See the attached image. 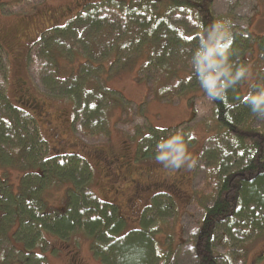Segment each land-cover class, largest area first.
Wrapping results in <instances>:
<instances>
[{"label":"trees","instance_id":"trees-1","mask_svg":"<svg viewBox=\"0 0 264 264\" xmlns=\"http://www.w3.org/2000/svg\"><path fill=\"white\" fill-rule=\"evenodd\" d=\"M217 2L85 0L74 18L64 26L45 30L35 46L38 58L44 59L39 58L44 80L56 79V84L66 85L64 94L75 104V125L79 124L82 133L92 136L109 135L105 111L99 113L96 104L84 95L90 92L86 87L89 73L84 62L80 63L77 82L60 77L54 51L61 39H73L83 60L88 59L87 63L93 68H96L94 61L101 57L99 53L116 54V59L120 57L128 62L133 60L128 53L140 54L144 44L152 43L154 54L142 66V71L147 70L148 78L155 77V84L163 73L172 79L179 70L188 71L187 78H180V90H200L201 97L213 104L221 128V132L208 138L195 166V174L201 167L210 169L216 187L200 199L204 215L192 233L188 251H192L198 264H246L247 244L264 236V117L253 114L249 96H243L241 85L245 79L228 88L223 96L210 99L200 87L191 58L201 36L206 35L205 30L216 20L230 21L229 51L234 68L247 66L246 54L253 51L255 44L264 58V34L254 36L250 26L239 32L231 13L217 14ZM8 58L0 42V166L20 168L23 173L19 192L14 190L6 174L0 173V242L10 243V249L3 251V263L10 261L7 252L12 251L20 256V264H48L46 256L35 250L46 249L50 244L44 237L47 230L60 238H68L77 231L85 232L93 239L94 255L104 264H172L177 251L158 247L155 225L174 210V198L155 189L152 203L143 209L140 225L127 230L119 206L100 199L90 189L93 180L90 162L80 154L50 155L37 120L11 101L7 90ZM119 63L115 60L110 65L121 67ZM157 85L160 86L158 90L153 89L152 95L161 98L159 94H162L163 98L167 88ZM262 86L264 69L252 93ZM104 89L108 93L115 92ZM190 101L194 102L193 96ZM18 103L39 111L40 104L26 99L23 93L18 96ZM257 121L261 124L255 125ZM190 124L191 121L183 122L167 129L150 126V132L140 139L138 156L155 155L156 143L176 133L183 134L186 146L194 145L196 138ZM65 182L70 183L66 207H50L45 190L50 185ZM15 224L18 225L10 235ZM12 239L20 241L23 248H17ZM219 245L229 250H216ZM72 264L83 263L74 259Z\"/></svg>","mask_w":264,"mask_h":264},{"label":"rangeland","instance_id":"rangeland-1","mask_svg":"<svg viewBox=\"0 0 264 264\" xmlns=\"http://www.w3.org/2000/svg\"><path fill=\"white\" fill-rule=\"evenodd\" d=\"M84 1L0 0V42L9 57L7 90L10 99L15 105L30 112L37 120L41 135L48 143L50 155L80 154L90 162L93 167L90 189L100 199L114 204L113 195L115 188H118L113 182L116 173H113L107 164L101 167L98 158L103 153L98 150L102 149L106 155L115 159H120L125 154L133 164L132 174L136 176L134 173L143 169L155 166H158L157 169L160 168L155 155L142 157L137 154L140 139L150 132L149 127L167 129L191 121L196 142L194 145L186 146L190 159L184 166L177 168L181 175L179 177L182 178L179 189H165L164 184L159 187L162 188L160 190L157 187L148 192L140 191L134 197H129L127 192L120 201L123 208L121 206L119 208L126 219V229L130 230L140 225L143 209L152 203L154 193L159 191L171 195L174 198V210L160 218L155 225L158 247L165 251L170 249L177 251L172 264H198L192 251H188L189 245L191 246L190 238L204 215L200 199L211 193L216 187V182L210 169L201 167L195 174V166L199 163V157L208 138L221 132L219 121L213 112V104L201 97L200 90H180L182 88L180 78L189 76L186 70H179L172 79L165 73L160 75L158 83L166 86L168 95L165 94L163 98L162 94H159L161 98L153 96V89L160 85L154 83L155 77H147V70L142 71V66L150 55L154 54L155 46L152 43L144 44L140 54L132 56L133 52L128 53L129 58L133 59L128 62L120 57L121 60L116 59V54L106 56L99 53L101 57L94 61L96 68H93L87 63L88 59L83 60L73 39H61L54 51L56 59L54 62L57 61L55 67L59 69L60 77L77 82L80 63H85L84 67L89 73L85 82L88 81L86 87L90 92H85L84 95L88 101L96 104L99 113L104 114L105 111L110 129L108 136H102L100 133L93 136L82 133L78 128L79 124L77 126L74 123V101L64 94L66 85L64 87L56 84L58 81L56 79L52 80L54 85L44 80L45 75L40 70L41 60L44 59L38 58L35 44L43 37L45 30L64 26L74 18ZM215 10L219 15L231 13L239 32L246 31L250 26L254 36L264 34V0H218ZM46 38L49 39V36ZM246 58L248 76L241 85L244 97L253 92L256 81L264 69V58L257 44L254 45L253 51L247 52ZM115 60L122 66L118 65L117 68L116 64L115 67L111 66V62ZM104 88L115 92L108 93ZM20 93L31 94L40 104L39 111L21 106L18 103ZM192 96L194 102L190 101ZM260 124L261 121H257L255 125ZM165 169L166 172L160 170L159 172L168 177L170 168ZM3 172L14 190L19 192L22 170L16 167L3 169L0 166V173ZM120 185H123V188L129 187L130 182ZM69 188V182L50 185L45 190L49 206L57 209L66 207ZM127 197L130 202L126 203ZM17 225L12 228L10 235ZM44 237L50 244L46 249L38 247L35 250L46 256L48 264H72L74 259L83 264H104L92 251V237L83 231H77L68 238H60L44 230ZM15 241L13 240V243L17 248H23L20 241ZM247 246L246 264H264V236L252 240ZM8 249L10 243L0 242V264H20V256L12 251L7 252L10 261L3 263L2 255ZM216 250L225 252L229 248L219 245L216 246Z\"/></svg>","mask_w":264,"mask_h":264},{"label":"clouds","instance_id":"clouds-1","mask_svg":"<svg viewBox=\"0 0 264 264\" xmlns=\"http://www.w3.org/2000/svg\"><path fill=\"white\" fill-rule=\"evenodd\" d=\"M229 29L230 21L227 19L214 21L205 30L206 35L201 36L199 46L192 54L193 71L210 99L223 96L228 88L248 76L246 67L234 68L230 62L232 34ZM249 105L253 114L264 117V86L249 94ZM155 149V160L165 168H180L190 159L181 133L161 138Z\"/></svg>","mask_w":264,"mask_h":264},{"label":"flooded vegetation","instance_id":"flooded-vegetation-1","mask_svg":"<svg viewBox=\"0 0 264 264\" xmlns=\"http://www.w3.org/2000/svg\"><path fill=\"white\" fill-rule=\"evenodd\" d=\"M23 94L26 99H29L31 101L35 100V98L32 97L31 94ZM98 152L103 153L101 157L98 158L101 167L103 168V166L107 164L108 168L111 167L112 172L116 173L113 182L116 183V186L118 188H115L113 199L115 200V204L119 207L121 206L123 208V205L120 203V201L126 196L127 192L129 197H134L137 196L140 191L148 192L154 188H159L164 184H166L167 187H171L172 189H179V185L180 183H182V180H180V178L178 177L179 173L176 168L169 169L168 177L166 176V174L163 175L159 172V170L166 172L164 166L158 169L149 168L144 172L134 173L136 176H133L132 163L125 154H123L120 159H115V157L113 158L106 155L105 151H103L102 149H99ZM128 182H130L129 187L125 186V188H123V185H120L122 183L125 184ZM125 201L126 203L130 202L128 197ZM124 205L126 206L127 204Z\"/></svg>","mask_w":264,"mask_h":264}]
</instances>
